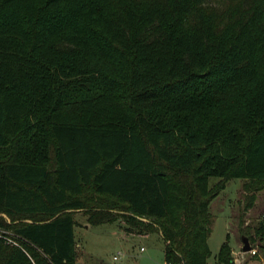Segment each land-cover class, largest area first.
Wrapping results in <instances>:
<instances>
[{
  "label": "trees",
  "instance_id": "obj_1",
  "mask_svg": "<svg viewBox=\"0 0 264 264\" xmlns=\"http://www.w3.org/2000/svg\"><path fill=\"white\" fill-rule=\"evenodd\" d=\"M232 177L246 211L264 0H0V264H78L77 210L158 233L165 263L211 264L209 203ZM214 261L234 264L228 235Z\"/></svg>",
  "mask_w": 264,
  "mask_h": 264
},
{
  "label": "rangeland",
  "instance_id": "obj_2",
  "mask_svg": "<svg viewBox=\"0 0 264 264\" xmlns=\"http://www.w3.org/2000/svg\"><path fill=\"white\" fill-rule=\"evenodd\" d=\"M218 178L211 176L209 184ZM241 177L229 178L224 187L211 199L209 211L212 214L210 233L207 242L211 250L208 258L214 263L220 244L226 240L235 256L241 248L242 228L252 227L261 219L264 212V187L258 191L252 207L244 211L245 202ZM75 234L77 238L78 264H165L163 241L156 232L144 237L133 227L126 228L123 219L91 224L83 210L74 212ZM140 246L143 249H140ZM116 255V258L113 256ZM244 264H261V259L246 254Z\"/></svg>",
  "mask_w": 264,
  "mask_h": 264
},
{
  "label": "built area",
  "instance_id": "obj_3",
  "mask_svg": "<svg viewBox=\"0 0 264 264\" xmlns=\"http://www.w3.org/2000/svg\"><path fill=\"white\" fill-rule=\"evenodd\" d=\"M261 219L264 221V212L261 214ZM141 249H143L142 246ZM246 254L261 259V264H264V240H258L254 243L250 242V248L246 251L240 249V251L235 256H233L234 264H244V261L247 256ZM113 257L116 258V255H114ZM165 264L171 263L167 262Z\"/></svg>",
  "mask_w": 264,
  "mask_h": 264
},
{
  "label": "water",
  "instance_id": "obj_4",
  "mask_svg": "<svg viewBox=\"0 0 264 264\" xmlns=\"http://www.w3.org/2000/svg\"><path fill=\"white\" fill-rule=\"evenodd\" d=\"M241 240H242L241 250H243V251L248 250L250 248V242H249L248 237L246 235L242 234Z\"/></svg>",
  "mask_w": 264,
  "mask_h": 264
},
{
  "label": "crops",
  "instance_id": "obj_5",
  "mask_svg": "<svg viewBox=\"0 0 264 264\" xmlns=\"http://www.w3.org/2000/svg\"><path fill=\"white\" fill-rule=\"evenodd\" d=\"M151 233H139V235L144 236V237H148L150 236ZM141 249V246H140ZM241 249V248H240ZM142 250V249H141Z\"/></svg>",
  "mask_w": 264,
  "mask_h": 264
}]
</instances>
